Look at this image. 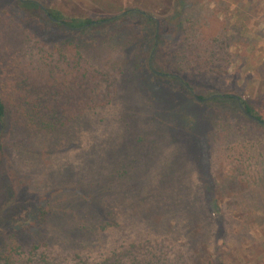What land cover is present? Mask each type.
<instances>
[{"label": "rangeland", "instance_id": "obj_1", "mask_svg": "<svg viewBox=\"0 0 264 264\" xmlns=\"http://www.w3.org/2000/svg\"><path fill=\"white\" fill-rule=\"evenodd\" d=\"M22 1L79 26L64 28L16 0H0V13L49 49L79 47L92 65L116 74L119 94L56 134L35 135L11 120L4 126L0 256L8 237L39 229L40 208L53 214L42 239L90 226L83 199L101 192L120 219L135 210L143 227L168 221L185 233L188 226L201 264H264V123L236 113L233 102L193 103L178 82L151 73L179 70L182 36L221 33L231 56L225 89L195 92L236 95L264 120V0H130L107 23L105 12L78 0Z\"/></svg>", "mask_w": 264, "mask_h": 264}, {"label": "trees", "instance_id": "obj_2", "mask_svg": "<svg viewBox=\"0 0 264 264\" xmlns=\"http://www.w3.org/2000/svg\"><path fill=\"white\" fill-rule=\"evenodd\" d=\"M16 1L23 8V5L32 4L44 10L33 1ZM43 12L47 19L48 13L57 18L51 11ZM135 12L137 10L129 9L126 13ZM0 14V121L3 128L10 125L11 120L15 125L31 129L35 135L56 134L86 114L108 107L117 98L116 74L92 65L79 47L70 45L67 50L59 46L49 49L21 28L9 13ZM119 17L106 16L102 20L103 23L113 22ZM149 20L157 27L158 19L150 15ZM85 22L92 23L91 20ZM58 24L64 28L79 26L66 21ZM166 24V21H160L161 30ZM181 42V49L175 55L181 61L179 70H173L172 74L156 71L161 74L157 75L152 69V76L171 77L186 89L193 103L209 101L227 105L233 102L236 113L263 125V118L255 114L244 100L242 106L247 113L242 110L236 95L214 96L207 100L210 96L195 92L197 89L211 92L225 89L227 79L224 74L231 56L222 44L221 33L207 39L182 36ZM184 83L201 101L196 100ZM3 156L4 146L0 143V160ZM100 193L95 192L83 199L89 204L85 215L88 214L93 222L90 226L61 228L49 239H42L45 236L43 227L48 225V217L53 214L40 208L39 229L32 227L31 230H37L32 234L24 231L8 237L11 239L1 252V264H201L196 245L198 239L188 237V226H184L185 233L177 224L168 221L143 227L135 223L138 218L135 219L134 214H141L135 210L121 211L120 219L116 212L108 209L106 202H101ZM78 214L75 212L76 219ZM63 217L66 220V215ZM36 239L42 240L37 242Z\"/></svg>", "mask_w": 264, "mask_h": 264}, {"label": "crops", "instance_id": "obj_3", "mask_svg": "<svg viewBox=\"0 0 264 264\" xmlns=\"http://www.w3.org/2000/svg\"><path fill=\"white\" fill-rule=\"evenodd\" d=\"M87 5H92L95 9L102 10L107 14L106 16H114L116 14H121L123 10L127 7L130 0H78Z\"/></svg>", "mask_w": 264, "mask_h": 264}, {"label": "water", "instance_id": "obj_4", "mask_svg": "<svg viewBox=\"0 0 264 264\" xmlns=\"http://www.w3.org/2000/svg\"><path fill=\"white\" fill-rule=\"evenodd\" d=\"M22 2H24V1H22ZM48 16H49V18L52 20V21H54V22H61V21H58V20H56V19H54L49 13H48ZM159 30V24H158V27H157V31ZM157 36H158V33H157ZM154 73H156L157 75H161L160 73H158V72H156V71H153ZM185 84V83H184ZM185 86L187 87V89L190 91V92H192V94L194 95V97L196 98V100H198V101H201V99H199V97L196 95V93L193 91V89L189 86V85H186L185 84ZM214 96H210V97H208L207 98V100H210V99H212ZM206 100V101H207ZM240 102V101H239ZM240 104H241V102H240ZM241 107H242V110L245 112V113H247L246 111H245V109H244V106H242V104H241ZM2 130H3V124H2V122L0 121V137H1V133H2ZM0 174H1V160H0Z\"/></svg>", "mask_w": 264, "mask_h": 264}]
</instances>
